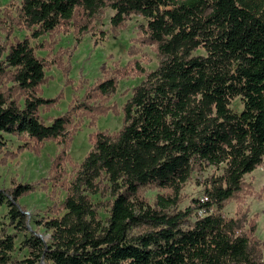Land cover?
I'll list each match as a JSON object with an SVG mask.
<instances>
[{"label":"trees","instance_id":"1","mask_svg":"<svg viewBox=\"0 0 264 264\" xmlns=\"http://www.w3.org/2000/svg\"><path fill=\"white\" fill-rule=\"evenodd\" d=\"M107 6L114 10L113 28L130 14L146 19L140 26L145 43L155 46L160 60L123 104L120 129L93 136L63 200L64 213L43 222L48 241L26 225L18 202L32 185L0 188L9 223L23 234L22 264H264L256 255L254 222L245 233L244 220L221 213L224 201L241 190L243 176L264 163V0H22L18 12L38 37ZM81 27L88 30L86 23ZM197 48L204 54H193ZM8 67L22 103L0 93V133L36 142L63 137L67 114L50 124L40 118L39 108L56 98L38 94L44 64L27 37L9 45L0 74ZM94 90L113 92L115 80L99 81ZM235 97L239 111L230 108ZM222 163L207 200L197 206L205 213L178 227L179 214L165 208L177 201L193 170ZM102 176L114 196L104 223L85 196L99 190ZM146 185L170 188L173 196H159V210L137 200L135 206L132 199ZM211 205L216 212H209ZM141 222L151 229L129 238L130 226ZM15 238L0 228V264L9 262Z\"/></svg>","mask_w":264,"mask_h":264},{"label":"rangeland","instance_id":"2","mask_svg":"<svg viewBox=\"0 0 264 264\" xmlns=\"http://www.w3.org/2000/svg\"><path fill=\"white\" fill-rule=\"evenodd\" d=\"M21 3L22 0H0V61L10 44L27 37L35 55L44 64L45 77L38 94L56 98L53 105L39 108L40 118L50 124L55 117L67 114L69 125L63 137L41 142L27 135L0 133L4 142L0 151V188L32 185V191L20 196L18 202L26 225L43 241H48L50 232L43 222L64 213L63 200L79 164L93 146V136L97 132L113 134L120 129L123 104L131 96L133 87L158 66L160 56L153 44L145 43L140 26L145 25L146 19L140 15L130 14L119 27L113 28L110 19L114 10L107 6L92 18L77 16L71 23L32 37L19 16ZM85 23L88 30L82 33L81 26ZM193 54H204V50L197 48ZM10 69L4 68L0 74V93L6 100L18 99L22 103V91L13 83ZM106 78L115 80V90L101 95L94 87ZM230 108L239 111L241 99L233 98ZM260 166L243 176L241 190L224 201L221 213L228 218L244 220L241 230L245 233H249V224L254 222L253 236L258 241L256 255L264 260V172ZM224 167L223 163L203 164L201 169L191 172L178 192L177 201L164 210L168 215L179 214L178 227H189L205 213L197 206L206 200L204 196H207L210 181L220 176ZM97 182L99 190L85 191V196L93 205L97 218L104 223L114 196L103 176ZM159 196L171 197L173 191L146 185L140 187L132 201L159 210ZM209 212H216L214 205ZM1 227L8 234H16L14 250L6 264H22L21 259L27 256L21 243L23 234L16 233L9 223L5 204H0ZM149 229L146 223L132 224L128 237L134 238Z\"/></svg>","mask_w":264,"mask_h":264},{"label":"built area","instance_id":"3","mask_svg":"<svg viewBox=\"0 0 264 264\" xmlns=\"http://www.w3.org/2000/svg\"><path fill=\"white\" fill-rule=\"evenodd\" d=\"M260 169L264 172V163L263 164H261V166H260ZM204 199H206L207 200V197L206 196H204Z\"/></svg>","mask_w":264,"mask_h":264}]
</instances>
